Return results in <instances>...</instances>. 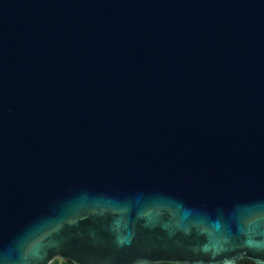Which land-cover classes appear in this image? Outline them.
I'll return each instance as SVG.
<instances>
[{"label":"water","instance_id":"water-1","mask_svg":"<svg viewBox=\"0 0 264 264\" xmlns=\"http://www.w3.org/2000/svg\"><path fill=\"white\" fill-rule=\"evenodd\" d=\"M264 264V0H0V264Z\"/></svg>","mask_w":264,"mask_h":264},{"label":"trees","instance_id":"trees-1","mask_svg":"<svg viewBox=\"0 0 264 264\" xmlns=\"http://www.w3.org/2000/svg\"><path fill=\"white\" fill-rule=\"evenodd\" d=\"M66 264H71L70 262H65ZM238 264H254L252 261L243 259L238 262Z\"/></svg>","mask_w":264,"mask_h":264},{"label":"rangeland","instance_id":"rangeland-1","mask_svg":"<svg viewBox=\"0 0 264 264\" xmlns=\"http://www.w3.org/2000/svg\"><path fill=\"white\" fill-rule=\"evenodd\" d=\"M51 264H66L65 262L55 259Z\"/></svg>","mask_w":264,"mask_h":264}]
</instances>
